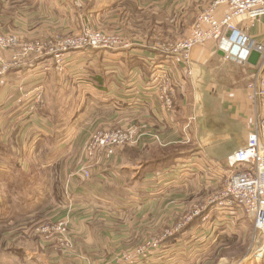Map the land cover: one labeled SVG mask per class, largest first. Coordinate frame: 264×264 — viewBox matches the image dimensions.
I'll list each match as a JSON object with an SVG mask.
<instances>
[{
    "label": "crops",
    "instance_id": "0c3cea01",
    "mask_svg": "<svg viewBox=\"0 0 264 264\" xmlns=\"http://www.w3.org/2000/svg\"><path fill=\"white\" fill-rule=\"evenodd\" d=\"M212 1L0 0V33L46 41L93 25L107 33L121 31L132 42L128 49L70 51L64 73H42V59H35L5 74L6 84H0V264H118L122 248L157 236L175 213L177 222L178 214H190L196 199L222 186L208 160L224 163L247 143L251 110L243 92L255 65L228 60L217 42L197 45L190 75L184 67L172 70L173 108L166 111L148 98L154 91L153 65L162 63L155 47L186 37ZM227 10L220 5L216 17ZM234 24L264 44L261 25L249 26L244 17ZM1 57L11 61L12 53L0 49V66ZM39 85L43 100L31 112L30 101L19 100ZM191 117L188 142L184 127ZM114 127H138L149 134L110 159L98 157L91 176H82L90 134ZM190 158H196V166ZM207 212L208 219L196 217L176 234L159 237L158 252L120 264H264L263 240L256 258L220 254L221 245L241 240L250 217L213 206ZM34 216L45 219L42 223L70 221L74 261L35 233L29 224Z\"/></svg>",
    "mask_w": 264,
    "mask_h": 264
},
{
    "label": "built area",
    "instance_id": "2783aa9c",
    "mask_svg": "<svg viewBox=\"0 0 264 264\" xmlns=\"http://www.w3.org/2000/svg\"><path fill=\"white\" fill-rule=\"evenodd\" d=\"M220 5L228 7L222 18L216 17ZM244 17L249 26L261 25L264 31V0H213L197 16L188 35L175 41H161L155 50L162 63L153 65V76L150 85L154 91L148 94L149 99L156 100L162 109L170 111L174 105L175 83L172 70L184 67L188 75L191 73V52L197 45L208 42L219 43L227 59H234L240 64L249 63L253 50L260 53L250 80L244 87L243 94L249 102L251 116L248 122L247 143L244 147L230 154L224 163L209 159L208 163L215 166V172L222 186L210 195L206 203L195 205L190 214L176 224L174 229L165 231L163 238L174 235L187 222L201 216L208 219L210 207L234 211L236 214L250 217L254 228L264 233V44L256 42L247 33L242 32L234 24V19ZM226 44L223 46V44ZM132 42L121 31L107 33L86 25L82 31L59 36L46 41H29L17 33H0V49L12 53L11 61L1 57L0 84L5 85V74L17 63L42 59L41 71L48 73L66 70V55L70 51L103 49H128ZM166 62V63H165ZM43 86L25 92L19 101H30L29 109L34 110L43 100ZM191 117L185 125V138L190 142L186 131L194 121ZM149 131L138 127H114L94 130L86 143L84 162L79 169L80 174L89 178L92 174V163L98 157L110 159L118 150L128 146L139 145ZM150 136H156L150 132ZM162 144V143H161ZM163 145V144H162ZM196 159V158H195ZM189 159L188 163L197 165V160ZM184 160V162H187ZM183 162V163H184ZM236 214H232L234 216ZM41 238L64 252H70L74 246V237L68 219L48 222L35 228ZM162 239L153 240L132 253L124 254L118 264L132 262L135 258H146L159 249ZM151 246V247H149Z\"/></svg>",
    "mask_w": 264,
    "mask_h": 264
},
{
    "label": "rangeland",
    "instance_id": "374dc122",
    "mask_svg": "<svg viewBox=\"0 0 264 264\" xmlns=\"http://www.w3.org/2000/svg\"><path fill=\"white\" fill-rule=\"evenodd\" d=\"M172 151H174V149ZM208 196L210 197V194ZM209 197H206L205 199L199 198L200 200L196 199L194 203L192 202L193 203L192 206L194 207L195 205H199L201 203H204L205 201H207V199H209ZM178 203H179V201L176 202L175 204H178ZM178 205H180V204H178ZM180 207L181 206H179V208ZM193 207H192V209H193ZM187 214H189V213H187ZM39 215H41V213ZM174 216L177 217V214L175 213L173 215V220H172L173 222L171 224L165 226L164 230L161 233H160V231L157 232L158 233L157 236L156 235H150L147 238L143 239L141 242H139L138 245H135V246H131L130 245V246H126V247L122 248V251L120 250L117 253L118 255L116 254V256H117V258H116L117 260L116 261L120 260L121 257L124 254H126V253H132L138 247H142L144 245H148L149 242H151L153 240H157V239H159V237L160 238H163L162 236L165 234V231L168 230V229L169 230L170 229H174L175 226H176V224L180 221L181 217L185 216V213L184 214H181L180 216L178 214L179 220L177 222H175ZM44 220H42L41 217H39V216H37V217L34 216L33 218H31L29 224H30L31 227H33V228L35 227L36 228L39 225L45 224V223H42ZM162 220L164 221V219H162ZM225 220L226 221H229L227 219H225ZM246 221L248 222L249 220L246 219ZM189 222H191V221H189ZM189 222H187V224ZM251 223L249 224V229L245 230V232H244L243 235L241 234L242 237H241V235L239 236V237H241V240L231 242L230 244H227V245H221V247H220L221 253L220 254H227L229 256L238 257V258L239 257H242V256H244V257H247L248 256V257H253V258H256L257 255L260 256L259 254L261 253V251H260L261 249L258 248V245L261 244V240L264 241V233H261L259 230H256L253 227V222L252 221H251ZM179 231H181V230H179ZM179 231H177V232H179ZM177 232H175L174 234H176ZM38 236L40 237L42 235L41 234H38ZM41 239L44 240L43 238H41ZM44 242L47 243L50 247H52L53 250H55V252H57L58 254L60 252V254L63 255V257H65V259L66 258H71L70 260L71 261H74V259H73L74 257H72V256L74 255V251H75V238H74V246L72 247V250L70 252H68V253L62 251L58 247H56V246L52 245L51 243H49L48 241H45L44 240ZM162 245H163V242H161V245H160L159 249L156 250L154 253L158 252L161 249ZM2 247L3 246H0V248H2ZM149 247H151V246H149ZM0 253H3V251H1ZM126 255H129V254H126Z\"/></svg>",
    "mask_w": 264,
    "mask_h": 264
},
{
    "label": "water",
    "instance_id": "95a60500",
    "mask_svg": "<svg viewBox=\"0 0 264 264\" xmlns=\"http://www.w3.org/2000/svg\"><path fill=\"white\" fill-rule=\"evenodd\" d=\"M222 54H224V56H225V52H224V51H222ZM259 57H260V53L257 52L256 50H253V51L251 52V55H250V57H249L248 62H249L250 64L256 65L257 62H258Z\"/></svg>",
    "mask_w": 264,
    "mask_h": 264
},
{
    "label": "bare ground",
    "instance_id": "6f19581e",
    "mask_svg": "<svg viewBox=\"0 0 264 264\" xmlns=\"http://www.w3.org/2000/svg\"><path fill=\"white\" fill-rule=\"evenodd\" d=\"M226 44L224 43L223 46H225Z\"/></svg>",
    "mask_w": 264,
    "mask_h": 264
}]
</instances>
